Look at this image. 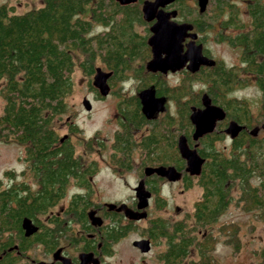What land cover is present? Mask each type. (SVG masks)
Returning a JSON list of instances; mask_svg holds the SVG:
<instances>
[{
	"label": "trees",
	"instance_id": "obj_1",
	"mask_svg": "<svg viewBox=\"0 0 264 264\" xmlns=\"http://www.w3.org/2000/svg\"><path fill=\"white\" fill-rule=\"evenodd\" d=\"M141 2L137 0L120 5L115 0H42L39 7L22 13H15L11 6L0 5V81H4L0 90L4 100L0 113V141H14L23 146L27 167L41 185L40 191L27 190L25 193H18L21 189L19 185H16V189L0 187V234L6 231L9 234L0 241V253L3 254L0 264H12L33 243L46 242L47 234L43 225H40V231L25 237L21 220L26 216L37 223L40 221L37 215L45 214L49 203L44 188L49 174L56 179L62 173L73 172L75 161L72 143L67 137H59L52 128L53 117L65 111V99L72 88V52L78 50L84 54L81 66L85 74L91 76L95 39V59L98 57L112 72L108 80L110 86H115L130 72L139 74L142 67L139 70L132 67V63L140 61L142 66L150 55L146 43L149 33L147 27L144 35L135 29L136 25L147 24L142 19ZM210 2L212 12L217 14L225 7L234 6L230 0ZM193 3V8L188 7L184 0H175L173 4H176L184 20L201 29L202 24L196 23L201 19V13L195 7V0ZM248 7L253 17V26L260 29V34L255 43L258 50L249 53L244 69L254 72L264 100V59L261 61L257 58L264 55V0H249ZM236 12V9L231 10L230 22L234 25L238 24ZM94 21L105 29L95 36L89 33ZM228 72L219 61L213 66L200 67L197 72L186 74L188 81L197 79L204 83L210 82L213 101L215 99L221 107L228 105L230 116V111L236 115L241 114L246 121L250 117L246 100L225 98L224 94L230 87ZM140 75L138 89L152 85L158 92L159 82H156L153 75H148V78L143 73ZM90 81L89 86L92 87ZM188 81L169 88V94L176 100L178 107L179 130L191 146L194 142L190 133L189 106L200 104L202 91L199 90L190 99L186 98L193 93ZM95 92L98 93L96 88ZM117 107L130 116L129 121L134 127L145 122L151 124L149 133L139 141V145L147 150V155L153 156V161L149 160L148 164H167L166 152L174 150L178 158L174 166L182 171L180 180L183 187L197 185L201 189L192 212L183 219L172 223L161 218L148 220L144 229L145 237L153 243L161 239L164 243L157 258L161 264H219L212 255L216 237L209 231L197 235V230L213 224L227 209L234 186L239 188L236 201L240 202L244 211L258 209L264 215V136H240L233 140L228 152L224 153L214 147V142L222 139V132L213 131L203 135L199 138L197 152L204 158V162L200 173L192 176L184 172L185 161L178 154L176 146L168 143L163 125L155 119L144 117L136 95L124 96L118 101ZM262 113L264 115V101ZM76 130L74 125L69 126L70 132ZM124 132L127 136L121 141L130 143L132 138L128 134L129 130ZM117 166L130 167L123 163ZM255 177L257 183L252 182ZM148 180L152 185L154 179ZM152 193L157 195V189L153 188ZM154 202L157 207L164 204V200L158 196ZM109 216L98 227V250L102 255H109L112 245L135 229L134 221L125 218L120 212L110 210ZM189 220L192 224H187ZM235 230L234 223L219 228L221 234L230 233V238H234ZM12 233L15 234L16 242L12 240ZM229 242L226 240V243ZM233 248L238 249L237 241H234ZM190 250H194L195 257L188 259Z\"/></svg>",
	"mask_w": 264,
	"mask_h": 264
},
{
	"label": "rangeland",
	"instance_id": "obj_2",
	"mask_svg": "<svg viewBox=\"0 0 264 264\" xmlns=\"http://www.w3.org/2000/svg\"><path fill=\"white\" fill-rule=\"evenodd\" d=\"M236 3L239 12L243 11L242 6L237 0H231ZM186 5L190 8L194 7L193 0H184ZM42 0H0V5L5 4L11 6L15 13H22L28 9L39 7ZM195 7L197 4L195 2ZM212 4L209 2L206 5L205 16L207 21L212 22L213 26L207 28L200 33L204 40L205 47L208 48L210 56L214 59L223 60L226 65L236 64L237 51L232 52L224 44H215L214 36L222 29L219 23L222 20V15L227 11H222V15L218 16L216 20L212 15ZM241 8V11L239 10ZM198 10V9H197ZM214 13V12H213ZM85 18H89L88 15H83ZM210 18V19H209ZM218 24V26H217ZM146 25H136L135 29L138 33L145 34ZM91 30L95 34L103 32L105 29L102 25L96 22H92ZM218 30V31H217ZM73 69L70 72V79L72 82V88L70 93L65 99L66 109L63 113L56 115L52 120V128L55 133L62 137L67 135L70 142L74 145L77 152L82 149L84 140L92 133L96 132L99 140L103 141V146L95 144V163L97 168L95 170V204H101V202L107 203H120L129 202L131 198H134L133 188L137 185L139 177V162L140 155L134 154V161L131 162V166L127 169H115V166L110 161V141L114 129L116 128L115 120V107L118 103L117 96H129L137 93L139 82L134 78L132 73L128 75L126 80L118 82L115 86H111L110 91L105 100L95 101L89 110H85L82 106V100L84 98H92V89L90 88L88 81L92 79V76L86 75L77 64L78 59L74 58ZM140 64V61L132 63V67H136ZM95 66L101 67L105 70V66L99 59L95 60ZM249 77V78H248ZM179 73L172 74L165 78L166 83L169 86L175 87L182 82H187L188 78ZM244 82L240 84H234L232 87V94L247 100L250 109V114L253 117L252 125H260L264 120L262 113L263 98L259 89L256 86L255 79L251 75H245ZM4 81H0V90ZM190 86L192 94L186 96L190 99L201 90V94L205 92V83L197 80L190 79ZM84 97V98H83ZM96 99V98H95ZM171 106L170 112H174L177 109L175 100L170 98ZM4 100L0 94V113L3 109ZM89 111V112H88ZM75 125L78 131L70 132L69 126ZM145 130V129H144ZM140 134L143 130L138 131ZM177 134H182L178 130ZM264 132L259 130L256 137H263ZM138 138V135H137ZM226 143L224 141L217 142L214 147L217 150L228 151V147L224 148ZM227 146V145H226ZM24 148L22 145L10 141H0V185L8 182L6 172L11 170L15 173V178L22 180L21 170L24 169ZM264 159V152L262 153ZM25 177L32 181L31 173L26 171ZM31 180V181H30ZM253 183H257L258 179L253 178ZM159 188L157 195L151 194L148 205L146 207L147 215L143 219L136 220L134 222L135 229L126 233L125 236L120 238L112 245V252L109 255H103L101 262L97 264H161L157 255L163 250L164 243L161 239L157 243L150 242V249L145 252H139L132 246V241L135 239L146 238L145 227L148 225V220L153 218H161L166 222L172 223L177 220L183 219L187 214H190L193 210L194 202L199 198L201 189L197 185H193L189 188H184L182 181L175 182H159ZM239 193L238 186H234L231 192L232 199L227 209L219 216V218L210 226L197 230V235L203 232H210L216 237L212 255L219 264H264V215L261 210L244 211L240 202L236 201V197ZM158 196L164 200V204L161 207L155 205L154 199ZM58 209H52L53 213H56ZM37 217L41 222L46 219L45 214H38ZM234 223L236 230L234 238H230V233L221 234L219 228L228 224ZM187 224H192L189 222ZM8 232H2L0 234V241H3ZM12 240L16 242L15 234L12 233ZM226 240H230L226 243ZM234 241L238 242V249L233 248ZM43 249L34 245L29 248L23 255H21L12 264H29L31 259L38 260L43 258ZM194 250H190L188 259L194 258Z\"/></svg>",
	"mask_w": 264,
	"mask_h": 264
},
{
	"label": "flooded vegetation",
	"instance_id": "obj_3",
	"mask_svg": "<svg viewBox=\"0 0 264 264\" xmlns=\"http://www.w3.org/2000/svg\"><path fill=\"white\" fill-rule=\"evenodd\" d=\"M237 1L240 3V5L243 8V11L245 10V12L238 13V7L236 6V3L230 0V3L234 4L233 7L231 8L225 7L223 11L226 9L227 11L223 15L221 14L222 12L219 14L212 12L213 16L211 17H214V20H216L218 16L222 15V20L219 23V26L222 29H220L219 32L214 36L213 38L214 43L224 44L232 52L237 51L236 54H237L238 63L226 65V63H224L223 60H218L214 58L213 59L215 60V63L220 61L222 65L226 68V70L229 71L228 81L230 82V87L228 91L225 92L224 94L225 98L230 97V98L237 99V100H240V99L245 100L243 98H239L233 95L232 87L234 84H240L244 82L245 79L249 78V77L244 78L245 75H251L254 77L256 86L259 89L257 82H256V76L254 72L245 70L244 68L247 66V62L249 60V53L252 51L258 50V46H256L255 43H257V41L259 40L260 29L255 28L253 26V17H252V14H250V9L248 7L249 0H237ZM173 3L166 5L165 7H163V9L165 10L174 9L176 11V15L172 18L173 20L177 22L190 23L192 25V29L190 31L196 34V37L194 38V43L201 44L203 55L212 58L208 52L209 51L208 48L205 47L204 45V40L202 36L200 35L201 32L213 26L212 22L207 21L208 16H205V13H201V16H200L201 19L198 22H196L197 24H202L201 29H199L196 26V24H193L191 22L184 20L183 18L184 16L178 13L177 6H175L176 4H173ZM233 9L237 10V12L235 13V17L238 20L237 25H234L233 23L230 22V19L232 17L231 10ZM239 10L241 11V8ZM150 24L151 22H147L146 24L147 29ZM89 33L95 36V33L92 32V30H90ZM149 34L150 32L148 33V35ZM189 39H190L189 37H185L183 44L189 41ZM93 47H94V59L92 61V70H93L91 74L92 78H93V75L95 74V68H96L95 60L99 59L98 57L95 59V39H93ZM149 52H150V48H149ZM72 53H73V62H75L74 58H77L78 59L77 64L79 65V68L84 72L83 67L81 66L85 58L84 54L80 53L78 50L73 51ZM150 56H151V52H150L149 57L145 60V62H143L142 66L141 64H137L136 67L139 70L142 67V70H140V73L141 74L143 73L145 78H148L149 77L148 75H153V78L156 79V82L157 83L159 82L158 83L159 87H157L159 93L152 85H146L145 87H153L155 89V95L158 97L163 96L165 98V101H164L163 110L156 113L149 120L155 119L161 125H163L164 130H166L167 132L166 139H168V143H171L177 148V139L180 135H184V134L183 133L180 135L177 134L180 128V120H179V113H178L179 111H178V107L174 112H170L169 110L171 106L170 98L172 99L174 98L171 97L169 94V88H172V86H169L166 83L165 78L172 74L179 73L183 75V78H182L183 80L184 77L188 76L186 72H189V71L185 67H182L181 69L176 70V71L167 70L165 73H162L160 71H155V72L148 71L145 68V63L150 58ZM257 58L258 59L260 58L262 61V59H264V55L259 56ZM201 67H205V66H201ZM99 68L101 69V67ZM103 71L110 72V75L106 79V82L109 85L108 80L110 81V76L112 72L106 67H105V70ZM130 73L133 74V72H130ZM140 73L132 75L134 78L137 79L138 82L141 81L140 77H138ZM127 77H125L122 81L126 80ZM90 82L92 86L90 88L92 89L93 96L92 98H84V97L83 98L88 100L90 108H91L92 103H95V101L105 100L108 94L105 96L99 95V93L95 92V86L92 84V79ZM88 84H89V81H88ZM205 84H206L205 85L206 90L204 93L208 96L210 103L213 105L220 106L219 104L215 102V99L213 101V96L211 92L212 89L210 87L211 83L209 82ZM110 88L111 86L109 85V91H110ZM142 88L144 87L137 89V92ZM259 91L262 96V92L260 89ZM114 95L117 96L118 101L124 97L116 93ZM134 95L137 96V93ZM175 104H176V100H175ZM192 106L196 108L201 107V101L198 106L191 104L189 106V113H190V108ZM221 108L224 111V117L222 120L215 122L213 131L216 133L222 132L223 136H222V139L215 141L214 144L222 140L227 145V146L224 145L223 149L228 147V150H229L234 139H238V137L244 136L245 134L252 135L250 133L252 129L257 128L256 134L258 133L259 130H262L264 132V120L262 121L260 125L251 126L252 121H253V117L251 114H250L249 119L245 121L244 117L241 116V114L236 115L230 111L233 117L230 116L228 112L230 108L228 107V105H224ZM129 117H130L129 115L122 113V111L118 109L117 103H116V107H115L116 128L113 131L111 141H110V149H111L110 161L115 166V169H127V168H120L117 165L119 163H123V164H128L131 166V162L136 163L134 161V154L135 153L139 154L140 162L138 165L140 166H139V171H138L139 173L138 181L143 178L145 187L151 192V194H153L152 189L156 188L158 190L159 182L161 183V182L168 181V180L162 176L156 175L155 173H152L148 176H144L143 168L145 166L155 167L159 165L174 166V162L178 160V158L176 157L174 150H172L171 152L167 150L166 152V155L168 156L167 164H152V165L148 164L147 162L149 160L153 161V156L149 157L147 155V150L145 148H142L139 145V141L144 135L149 133L151 124L149 122H145L141 124L139 127H134L132 123H130ZM230 121H234L237 123V125L242 127L240 131L234 137H231L229 133H226L224 131ZM191 128L192 130L190 133L192 134V131H193L192 124H191ZM126 129L129 130L128 134L132 138V141L130 143L121 141L122 138L127 136V133L124 132ZM139 130H143V133L140 134L138 132ZM256 134L252 136H256ZM137 135H138V138H137ZM63 137L66 138L67 135H64ZM67 138L69 139V137ZM95 144L103 146V141L98 139V136L96 135V132L94 130L92 135H89L84 140L82 149L79 152L76 151L74 145L72 144L73 159L75 161L73 172L62 173L60 177L56 179H54L51 174L48 175L47 181H46V187L44 188V194L48 198V203H49V205L47 206V210L45 212L46 219L44 220V222L39 221L37 223H34L32 221L37 226V230L35 232L40 231V225H43L45 227L46 234H47L46 242L44 244L33 243L29 247V248H32L34 245L41 247L43 249V253H42L43 258H40L36 261L35 259H31L29 264H81L79 256L82 254H91L90 255L91 259H94L95 257H97L99 262H101V258L103 255L98 250L100 246V242L98 241V234H99L98 227L100 225L95 224V216L100 217L101 222L105 223L107 219H109L110 217L109 216L110 210L107 209L106 207L107 202H101V204H95V170L97 168L96 166L97 164L95 163ZM177 152H178V149H177ZM23 161H24L25 167L20 172V174H22L21 178L23 179L22 180L16 179L15 173L9 169L6 172L8 182L4 183L2 186L0 185L2 189H9L11 187H14L16 189L21 186L20 187L21 189L18 190V193L20 192L25 193L27 190L29 191L39 190L40 191L41 185L39 184V180L28 169L27 162L24 159ZM26 171H28V173L29 172L31 173V176H32V181L30 180L31 182H28L27 180L29 179L25 177ZM148 178L154 179V182L152 183V185L149 183ZM16 185H19V186L16 187ZM124 203L129 208H132V209L136 208L135 198H131L129 202H124ZM52 209H58V211L56 213H53ZM89 212H91L90 216L88 215ZM204 233L205 232L202 231V234ZM0 255H1V258H3V254L0 253ZM91 259L89 258L86 264H93L90 262Z\"/></svg>",
	"mask_w": 264,
	"mask_h": 264
},
{
	"label": "water",
	"instance_id": "obj_4",
	"mask_svg": "<svg viewBox=\"0 0 264 264\" xmlns=\"http://www.w3.org/2000/svg\"><path fill=\"white\" fill-rule=\"evenodd\" d=\"M120 5L134 3L137 0H115ZM175 0H142L141 14L145 22H151L148 29L150 34L147 36L146 43L150 48L151 56L145 63V68L148 71H160L165 73L167 70L176 71L185 67L189 72L194 73L199 70L201 66H213L215 60L213 58L203 55L201 44H195L194 38L196 34L191 32L192 25L187 22H177L172 18L176 15V11L165 10L168 4ZM198 12L202 13L206 9L208 0H195ZM189 37V41L183 44L184 38ZM185 47V49H184ZM110 72H105L99 67L95 68V74L92 78V84L97 89L99 95L105 96L109 91V85L106 82ZM137 97L141 105V112L145 118L151 119L156 113L164 108L165 98L163 96H156L153 87H144L137 92ZM201 107L190 108L189 121L193 125L191 139L194 144L190 147L187 143L186 137L180 135L177 139V149L180 157L185 161L184 172L189 175H198L204 158L197 152V144L199 138L214 130L215 122L220 121L224 117V111L220 106L210 103L208 96L202 93L200 96ZM82 106L85 110L90 109L87 99L82 100ZM242 127L236 122L230 121L225 128V132L234 137ZM257 128L250 131L255 135ZM144 176L152 173L166 178L170 182H175L181 179L182 172L177 170L174 166H145L143 168ZM134 198L136 200V208H129L124 202L107 203L106 207L115 212H121L127 219L136 221L146 217V207L148 205L151 192L145 187L143 178L140 179L137 185L133 188ZM91 212L88 213L90 216ZM101 218L95 216V224L101 225ZM21 229L23 235L28 237L32 235L37 226L29 217L24 216L21 220ZM132 246L139 252L145 253L150 249V239L140 238L132 241ZM91 254H82L79 256L80 263L86 264ZM1 259V255H0ZM91 263L97 264L98 258L90 260Z\"/></svg>",
	"mask_w": 264,
	"mask_h": 264
}]
</instances>
